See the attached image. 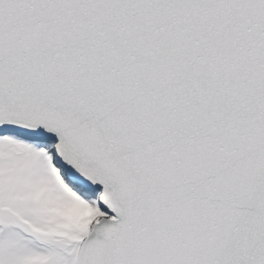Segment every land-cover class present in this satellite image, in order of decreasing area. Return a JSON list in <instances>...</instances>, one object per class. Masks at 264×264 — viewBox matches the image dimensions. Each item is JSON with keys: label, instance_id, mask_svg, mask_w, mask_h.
<instances>
[{"label": "snow or ice", "instance_id": "6c2138e0", "mask_svg": "<svg viewBox=\"0 0 264 264\" xmlns=\"http://www.w3.org/2000/svg\"><path fill=\"white\" fill-rule=\"evenodd\" d=\"M0 264H264V0H0Z\"/></svg>", "mask_w": 264, "mask_h": 264}]
</instances>
